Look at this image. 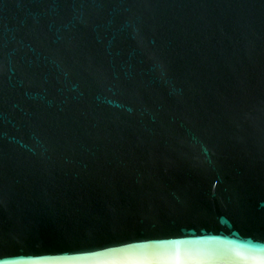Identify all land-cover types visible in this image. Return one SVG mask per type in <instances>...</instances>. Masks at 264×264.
<instances>
[{
	"label": "water",
	"instance_id": "obj_1",
	"mask_svg": "<svg viewBox=\"0 0 264 264\" xmlns=\"http://www.w3.org/2000/svg\"><path fill=\"white\" fill-rule=\"evenodd\" d=\"M0 264H264V0H0Z\"/></svg>",
	"mask_w": 264,
	"mask_h": 264
}]
</instances>
